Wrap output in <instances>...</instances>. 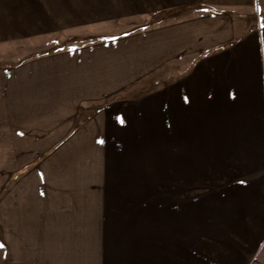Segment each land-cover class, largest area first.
<instances>
[{
  "label": "crops",
  "instance_id": "crops-1",
  "mask_svg": "<svg viewBox=\"0 0 264 264\" xmlns=\"http://www.w3.org/2000/svg\"><path fill=\"white\" fill-rule=\"evenodd\" d=\"M161 14L143 30L0 65V231L11 237L0 238V264H83V248L104 247L89 233L133 153L172 151L180 184L209 169L224 181L238 163L255 169L241 186L264 183V0H0V46ZM160 73L150 94L126 95ZM261 235L245 264H264Z\"/></svg>",
  "mask_w": 264,
  "mask_h": 264
},
{
  "label": "rangeland",
  "instance_id": "rangeland-1",
  "mask_svg": "<svg viewBox=\"0 0 264 264\" xmlns=\"http://www.w3.org/2000/svg\"><path fill=\"white\" fill-rule=\"evenodd\" d=\"M165 17L119 20L81 37L57 32L12 42L0 46V65L143 30ZM168 75L163 82L171 80ZM161 76L143 80L126 95L140 99L150 94L161 84L155 82ZM225 154L243 157L248 165L252 159L250 153ZM172 155V151L133 153V159L126 161L130 166L118 169L109 199L100 201L101 214L94 217L100 220L99 232L89 233L92 243L105 246L83 248V264H245L251 252L257 255L264 230V183L255 188L251 183L241 186L239 181L255 178L246 174L255 169L239 163L236 168L225 167L231 176L222 181L220 173L214 178L208 168L211 178L207 181L196 177L190 184H180L173 176ZM259 163L264 168V152L259 153ZM0 238H11L10 233L0 231ZM83 238L89 239L88 234Z\"/></svg>",
  "mask_w": 264,
  "mask_h": 264
},
{
  "label": "snow or ice",
  "instance_id": "snow-or-ice-1",
  "mask_svg": "<svg viewBox=\"0 0 264 264\" xmlns=\"http://www.w3.org/2000/svg\"><path fill=\"white\" fill-rule=\"evenodd\" d=\"M258 10H259V9H258ZM261 27H264V24H262Z\"/></svg>",
  "mask_w": 264,
  "mask_h": 264
}]
</instances>
